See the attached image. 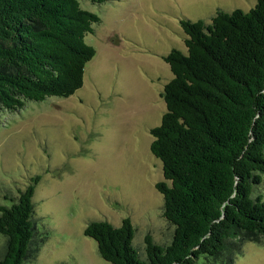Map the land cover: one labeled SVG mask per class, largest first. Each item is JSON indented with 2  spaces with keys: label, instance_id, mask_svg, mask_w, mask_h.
Listing matches in <instances>:
<instances>
[{
  "label": "trees",
  "instance_id": "trees-1",
  "mask_svg": "<svg viewBox=\"0 0 264 264\" xmlns=\"http://www.w3.org/2000/svg\"><path fill=\"white\" fill-rule=\"evenodd\" d=\"M100 21L80 0H0L1 109L81 89L96 56L86 39ZM181 23L186 50L165 57L173 73L162 94L167 110L151 129L173 240L162 246L150 235L143 255L129 219L120 227L92 222L85 235L110 264H233L245 236L264 235V199L254 195L264 176V0L249 11L219 10L210 23ZM37 180L10 206L0 205L7 238L0 264L28 259Z\"/></svg>",
  "mask_w": 264,
  "mask_h": 264
},
{
  "label": "rangeland",
  "instance_id": "rangeland-1",
  "mask_svg": "<svg viewBox=\"0 0 264 264\" xmlns=\"http://www.w3.org/2000/svg\"><path fill=\"white\" fill-rule=\"evenodd\" d=\"M80 2L101 17L86 39L96 56L83 87L15 112L0 107V205L10 206L39 178L25 264H110L85 235L98 221L120 227L129 219L143 255L150 235L158 245L172 242L175 227L157 189L166 181L163 164L151 150V129L167 110L164 86L173 78L165 57L186 50L182 20L210 23L219 10L249 11L257 0ZM260 194L264 199V176ZM6 245L0 233V259ZM237 247L233 264H264V235H247Z\"/></svg>",
  "mask_w": 264,
  "mask_h": 264
}]
</instances>
